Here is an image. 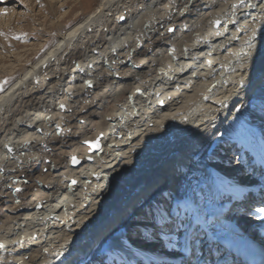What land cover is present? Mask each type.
Returning <instances> with one entry per match:
<instances>
[{
  "label": "bare ground",
  "instance_id": "bare-ground-1",
  "mask_svg": "<svg viewBox=\"0 0 264 264\" xmlns=\"http://www.w3.org/2000/svg\"><path fill=\"white\" fill-rule=\"evenodd\" d=\"M32 1L8 0L0 30L10 5L36 16ZM44 3L43 42L21 54L0 33L14 61L0 78L19 70L0 92V264H96L106 238L129 233L141 243L119 264H185L191 243L198 264L215 239L264 249V0ZM233 155L244 171L226 174ZM239 196L252 206L229 212Z\"/></svg>",
  "mask_w": 264,
  "mask_h": 264
},
{
  "label": "rangeland",
  "instance_id": "rangeland-1",
  "mask_svg": "<svg viewBox=\"0 0 264 264\" xmlns=\"http://www.w3.org/2000/svg\"><path fill=\"white\" fill-rule=\"evenodd\" d=\"M7 1L8 0H0V3L2 4L0 5V9H1L0 15L7 14V10L5 9ZM16 1L17 0H13V2L15 3ZM64 1H67V4L63 6V9H62L63 12L66 11L68 8H70L72 4H75L74 0H63V2ZM44 2L45 0H34V3L32 1V3L28 4L30 7L31 5L34 6L33 11H35V14H37L36 16H33L32 10L29 8H26L25 4L24 5L21 4L22 7L18 9H15V7L12 5L8 6L9 13L11 12L12 14H14L13 13L14 10H17L18 13L16 12L17 14L15 13L12 18L13 28H11L8 31H5V29L3 28L0 30V33L5 37V42L7 44L6 47L10 48L11 50L15 49L16 51H19V53L23 54L24 52H26L22 50V47H24V45L29 46L31 43L38 44L39 42H43L41 40L44 37L45 28L42 25L43 23H41V20L45 18V14H43L44 13L43 8L46 7V4ZM40 10H42L43 12L40 13ZM74 15L75 13L71 17L74 18ZM72 18H69L68 20ZM78 19L80 20V18ZM77 20L73 21L68 27L73 26V24L79 22V20L78 21ZM49 29L50 28L48 27L46 31H51ZM53 35L55 36V34ZM17 37H20V38L17 39ZM50 41L51 42H49V44L42 46L41 50L39 52H35V54H28L27 52V57H26V54L25 56H23V58L26 57L25 60H23V62H27L25 64L30 65L33 62H35L37 59H39L47 51V49L50 48L53 43H55V39H52ZM0 62H1L0 63V66H1L3 64H9L14 61L12 57H8L6 59H0ZM18 67L19 66H17V69ZM7 73L8 72H6V74L2 73L1 78H0V87H3V89L15 81V79L18 77L19 70H17L13 74H7ZM241 200L242 199H238V201H241ZM235 207H236V201L231 203L229 207L227 208V210L229 209V212L232 213V210ZM231 213H229L228 214L229 216L227 215V217L230 218ZM251 236L258 242L262 241L261 237L258 236V233H256L254 230L252 231ZM134 237L136 238L137 236L135 235ZM152 237L154 238L155 236H152ZM194 238L195 236H192L191 241H194L195 240Z\"/></svg>",
  "mask_w": 264,
  "mask_h": 264
},
{
  "label": "snow or ice",
  "instance_id": "snow-or-ice-1",
  "mask_svg": "<svg viewBox=\"0 0 264 264\" xmlns=\"http://www.w3.org/2000/svg\"><path fill=\"white\" fill-rule=\"evenodd\" d=\"M241 3L246 4V0H241ZM247 6L252 7V8L256 7L255 4H251V5H247ZM121 19H124V17H121ZM216 27L217 28L220 27L219 21L216 22ZM169 31H174V29H169ZM19 38L20 37H17V39H19ZM255 46H256V34L254 31L252 36L246 41V47L249 51L244 52L243 54L249 55L251 50H253L255 48ZM262 58H264V47H262L259 51L256 52V59H255L254 63L256 64L258 62V60H260ZM92 86H93L92 84H89V87H92ZM3 91H4L3 87H0V92H3ZM60 107L62 109H65V105H63V104H61ZM237 111H239V109H237ZM261 111L264 112V103H262V105H261ZM250 115H251V113H250ZM261 119H264V116H262ZM237 124L249 125L248 121H246L243 116L237 118V121L233 126H235ZM220 143H222V142H220ZM90 147L99 148L100 145L98 142H95V143H91ZM8 151L12 152L13 150L11 148H8ZM224 159H227L229 161V164H231L233 166L230 170L229 169H222V171H225L226 174L244 171V163L240 160L238 155H233L231 157L225 156ZM76 162H77L76 159L73 158V163H76ZM224 177L226 179H228L226 175H224ZM235 179H236L235 176H233V180H235ZM249 179H250L249 177L241 176L239 178V183H244V182L248 181ZM233 180H229L231 182V186L233 188L240 189L237 186V184L233 182ZM239 198H240V196L237 199H239ZM247 200H248V197H245L243 199V201H241V203L236 206L237 211H239L241 208L246 206ZM165 203L167 204V202H165ZM261 211L264 212V209H261ZM158 212H159V214L162 215L164 213V210L158 209ZM167 213L169 216H171V206L170 205L167 206ZM167 226L171 227L170 224ZM109 238L111 239V243L108 244L107 247H104L103 245L105 243H107V239H109ZM109 238H106V240L104 242H102L101 247L97 250L98 253H100V255L93 257V261H95L96 264H119V261L116 259L117 256H120L123 254H130L131 249H132V247H130V245L131 244L139 245L141 243V241L139 240V235L136 238H134L131 235V233L128 234L127 239H122L120 237H115V238L109 237ZM0 247H3V245H0ZM89 264H93V262L90 261Z\"/></svg>",
  "mask_w": 264,
  "mask_h": 264
}]
</instances>
